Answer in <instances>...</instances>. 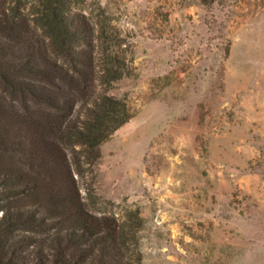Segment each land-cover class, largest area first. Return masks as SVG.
<instances>
[{
  "label": "rangeland",
  "instance_id": "obj_1",
  "mask_svg": "<svg viewBox=\"0 0 264 264\" xmlns=\"http://www.w3.org/2000/svg\"><path fill=\"white\" fill-rule=\"evenodd\" d=\"M68 3L129 73L109 94L132 119L86 180L139 210L142 264H264V0Z\"/></svg>",
  "mask_w": 264,
  "mask_h": 264
},
{
  "label": "trees",
  "instance_id": "obj_2",
  "mask_svg": "<svg viewBox=\"0 0 264 264\" xmlns=\"http://www.w3.org/2000/svg\"><path fill=\"white\" fill-rule=\"evenodd\" d=\"M94 33L68 0H0V264H142L139 210L86 180L132 119L109 94L125 60L97 58Z\"/></svg>",
  "mask_w": 264,
  "mask_h": 264
}]
</instances>
